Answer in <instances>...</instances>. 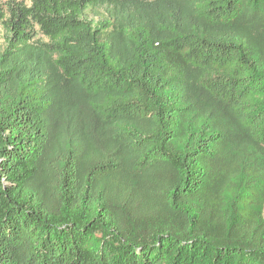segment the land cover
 Wrapping results in <instances>:
<instances>
[{
  "label": "trees",
  "instance_id": "16d2710c",
  "mask_svg": "<svg viewBox=\"0 0 264 264\" xmlns=\"http://www.w3.org/2000/svg\"><path fill=\"white\" fill-rule=\"evenodd\" d=\"M0 264H264V0H0Z\"/></svg>",
  "mask_w": 264,
  "mask_h": 264
},
{
  "label": "rangeland",
  "instance_id": "374dc122",
  "mask_svg": "<svg viewBox=\"0 0 264 264\" xmlns=\"http://www.w3.org/2000/svg\"><path fill=\"white\" fill-rule=\"evenodd\" d=\"M22 1L26 2L27 4L30 2V0H22ZM3 36H4V32L3 30L0 29V43H2Z\"/></svg>",
  "mask_w": 264,
  "mask_h": 264
}]
</instances>
